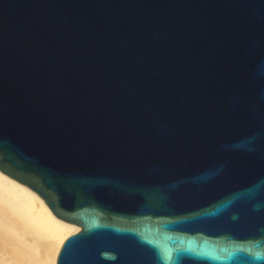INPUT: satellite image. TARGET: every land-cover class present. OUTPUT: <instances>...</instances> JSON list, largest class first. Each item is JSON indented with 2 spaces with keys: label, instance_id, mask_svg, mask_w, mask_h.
<instances>
[{
  "label": "water",
  "instance_id": "1",
  "mask_svg": "<svg viewBox=\"0 0 264 264\" xmlns=\"http://www.w3.org/2000/svg\"><path fill=\"white\" fill-rule=\"evenodd\" d=\"M0 171L56 264H264V0H0Z\"/></svg>",
  "mask_w": 264,
  "mask_h": 264
},
{
  "label": "bare ground",
  "instance_id": "2",
  "mask_svg": "<svg viewBox=\"0 0 264 264\" xmlns=\"http://www.w3.org/2000/svg\"><path fill=\"white\" fill-rule=\"evenodd\" d=\"M78 227L56 219L31 189L0 171V264H56Z\"/></svg>",
  "mask_w": 264,
  "mask_h": 264
}]
</instances>
